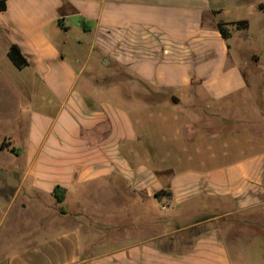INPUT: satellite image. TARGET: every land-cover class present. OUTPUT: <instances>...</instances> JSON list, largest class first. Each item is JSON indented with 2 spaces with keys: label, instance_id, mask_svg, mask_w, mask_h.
<instances>
[{
  "label": "crops",
  "instance_id": "obj_1",
  "mask_svg": "<svg viewBox=\"0 0 264 264\" xmlns=\"http://www.w3.org/2000/svg\"><path fill=\"white\" fill-rule=\"evenodd\" d=\"M6 2L0 264H236L232 244L244 264H264V66L229 61L223 5ZM94 53L136 81L85 84ZM165 114L184 119L183 144L205 161L157 169L133 159L144 123ZM220 153L233 158L218 164Z\"/></svg>",
  "mask_w": 264,
  "mask_h": 264
},
{
  "label": "rangeland",
  "instance_id": "obj_2",
  "mask_svg": "<svg viewBox=\"0 0 264 264\" xmlns=\"http://www.w3.org/2000/svg\"><path fill=\"white\" fill-rule=\"evenodd\" d=\"M225 8L223 13V22H227L226 28L230 31L231 36L228 39L231 46L230 60L238 59L242 62L245 71L251 68L264 66V0H216ZM221 11V9L219 10ZM248 20L249 26L246 29H238L232 24L234 21ZM77 33H71L72 38H76ZM74 45V44H73ZM89 46L81 48L76 52L87 56ZM240 54V55H239ZM97 53L91 56L87 61V68L81 76L82 81L87 84H101L126 82L130 83L134 80L131 76L118 75L114 73V68L105 69L101 65L99 59L96 58ZM227 61V64H229ZM262 65V66H261ZM88 94L93 92L86 90ZM127 94V92H125ZM183 121L179 116L165 114L155 117L154 121L144 123L145 127L141 130V138L137 144V154L133 156L136 161H143L152 164L157 169L164 167L195 165L200 161H205V155L195 154L193 146H185L183 144L187 139L192 137L189 125L183 129ZM149 126V128H148ZM181 127V132H180ZM232 156L220 153L217 156V163L222 164ZM231 243V242H230ZM232 244V243H231ZM232 254L236 264H241L242 254L238 250V246L231 245Z\"/></svg>",
  "mask_w": 264,
  "mask_h": 264
},
{
  "label": "trees",
  "instance_id": "obj_3",
  "mask_svg": "<svg viewBox=\"0 0 264 264\" xmlns=\"http://www.w3.org/2000/svg\"><path fill=\"white\" fill-rule=\"evenodd\" d=\"M7 8V2L6 0H0V12L6 10ZM227 22L219 21L217 23V28L222 34V36L228 40L231 36L230 31L226 28ZM232 24L236 25L238 29H246L249 26L248 20H239L234 21ZM8 56L12 60V62L18 67V68H24L29 64V60L26 57V55L22 52L21 48L17 44H12L8 51ZM160 192L157 193L159 195ZM66 191L65 189L61 187H56L54 190V196L58 203H62L65 199ZM62 210H64V207H61Z\"/></svg>",
  "mask_w": 264,
  "mask_h": 264
},
{
  "label": "water",
  "instance_id": "obj_4",
  "mask_svg": "<svg viewBox=\"0 0 264 264\" xmlns=\"http://www.w3.org/2000/svg\"><path fill=\"white\" fill-rule=\"evenodd\" d=\"M175 101H177V100L175 99Z\"/></svg>",
  "mask_w": 264,
  "mask_h": 264
}]
</instances>
